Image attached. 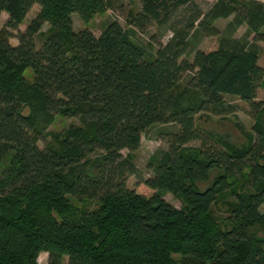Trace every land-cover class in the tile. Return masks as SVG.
Masks as SVG:
<instances>
[{
	"label": "trees",
	"instance_id": "16d2710c",
	"mask_svg": "<svg viewBox=\"0 0 264 264\" xmlns=\"http://www.w3.org/2000/svg\"><path fill=\"white\" fill-rule=\"evenodd\" d=\"M190 1L143 0L131 22L143 30ZM34 5L39 12L20 31ZM107 7V0H0V15L9 14L0 30V162L7 160L0 169V264H38L42 252L48 264H264L259 52L245 39L223 36L215 50L192 46L193 60L182 58L193 43L187 37L218 36L221 18L234 16L229 28L246 24L263 38L264 3L217 0L205 13L194 11L189 32L180 30L155 54L117 21L99 36L74 29L73 12L88 20ZM45 22L50 28L38 48ZM224 94L256 113L247 146L221 150L198 133L195 116L223 104ZM58 115L78 123L41 149L39 134ZM157 125L173 126L160 131L170 135V149L150 161L153 174L142 182L153 193L144 195L120 178L134 170L122 150H137L142 134ZM194 139L200 147L186 146ZM215 169L214 182L200 189ZM237 174L243 182L228 181ZM168 192L181 209L165 200ZM71 198L97 204L81 208ZM220 201L224 216L216 212Z\"/></svg>",
	"mask_w": 264,
	"mask_h": 264
},
{
	"label": "rangeland",
	"instance_id": "374dc122",
	"mask_svg": "<svg viewBox=\"0 0 264 264\" xmlns=\"http://www.w3.org/2000/svg\"><path fill=\"white\" fill-rule=\"evenodd\" d=\"M108 7L104 11L96 12L90 19L86 20L80 16L79 13L73 12V27L76 31L85 28L90 29L96 36H99L103 29L110 21H117L128 32L130 37L140 45L146 47L149 53L155 54L156 51L167 45L176 36V33L182 30V32H189L186 28L187 21L190 15L194 11L207 12L208 9L217 0H191L189 3L181 5L177 8H171L168 12H162L158 19H152L145 29L136 27L131 22V13H137L142 11L143 0H107ZM264 3V0H257ZM40 10L39 5H34L30 12L27 14L24 23L19 26L20 31H24L27 25L34 19ZM9 14L3 12L0 15V30L5 26ZM234 16L228 18H221L216 21V26L220 31L218 36H201L200 38L187 37L188 41L192 40V45L189 44L188 52L182 57L183 59L193 60L195 49L204 51L215 50L219 46L220 38L223 36H233L238 39H245L249 44L255 45L259 52V64L264 68V36L258 38L255 32H249L248 26L242 24L236 29L229 28V24L234 21ZM50 23L45 22L40 30L41 34L36 35V44L40 48L44 42V35L48 32ZM9 33H12L10 40L12 43L17 44L18 40L15 37L16 31L7 28ZM264 32V26L261 29ZM189 34H192L191 32ZM190 43V42H188ZM193 52L191 51L193 48ZM26 75L28 78H32L30 70H27ZM189 78V73H185L182 80L179 82V86L182 88L186 85V81ZM256 101H264V81L259 83ZM29 109L25 108V113H28ZM261 122L264 126V113L262 115ZM77 120L73 118H66L58 115L54 121L42 128V134H39V147L44 149L46 145L54 143V133L62 135V133L73 124H77ZM195 123L198 128L200 136L209 135L216 141L220 142V145H215L218 149L224 150V145L228 144L234 147L247 146L253 137L255 136L254 124L256 123V113L250 104L239 96L224 94L223 104L219 106H212L207 111L199 112L195 116ZM173 126L157 125L146 130L142 134V140L139 148L135 151H129L127 149L122 150L123 156H130L132 163L134 164V170L124 169L123 175L120 177L123 179L125 186L131 190L142 193L144 195H151L152 190L147 188L142 182L144 179L152 176V171L149 167L150 161L163 152L170 149L168 140L170 135L160 133L163 130H171ZM173 131V129L171 130ZM210 140V139H209ZM213 144V142L210 140ZM189 147H200L201 140L194 139L186 144ZM97 152V151H96ZM94 152L92 155H94ZM7 164V160L3 159L0 162V169ZM249 170L246 169L247 173ZM244 173V175L246 174ZM219 170L215 169L210 173L209 179L206 182L199 183L200 189H205L211 185L215 178L218 176ZM243 174H237L235 177H229L228 181L231 183L243 182ZM164 198L174 207L181 209L182 202L172 193L168 192L164 195ZM227 199H231L228 196ZM72 202L78 207L86 206L92 210L96 207L94 200L89 199H77L71 198ZM264 211V204L261 208ZM218 215H226L225 201H220L216 210ZM66 262V261H65ZM38 264H48V253L42 252L38 258Z\"/></svg>",
	"mask_w": 264,
	"mask_h": 264
}]
</instances>
